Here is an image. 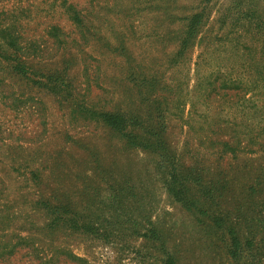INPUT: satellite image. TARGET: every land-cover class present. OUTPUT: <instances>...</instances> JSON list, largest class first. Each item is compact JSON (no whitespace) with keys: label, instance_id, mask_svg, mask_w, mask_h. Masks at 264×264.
Segmentation results:
<instances>
[{"label":"rangeland","instance_id":"1","mask_svg":"<svg viewBox=\"0 0 264 264\" xmlns=\"http://www.w3.org/2000/svg\"><path fill=\"white\" fill-rule=\"evenodd\" d=\"M27 1L50 49L0 60V264H264V147L215 143L264 139V0ZM216 69L262 114L208 99Z\"/></svg>","mask_w":264,"mask_h":264},{"label":"trees","instance_id":"2","mask_svg":"<svg viewBox=\"0 0 264 264\" xmlns=\"http://www.w3.org/2000/svg\"><path fill=\"white\" fill-rule=\"evenodd\" d=\"M65 2L66 0L61 1V6L64 7L66 20L75 25L78 23L79 11L76 10L74 5L70 3L66 4ZM31 6L32 4H30L27 0H24L23 2L18 1L17 4H14L13 2L11 4H7V2L0 1V60L14 61L16 57H34L35 54L36 56H39L46 53L50 49L46 46L38 44L34 38L30 36V34H24V32H27L28 30H24L20 22H23L24 26H29V21L34 19V15L37 14L36 11L32 12ZM193 19H195V17ZM40 32H42V35L38 33V37L40 39H42L43 36L45 38H51L59 46H64L68 43L67 32L63 29V27H58V25L46 24ZM59 36L61 39L58 38ZM50 51H52V49ZM251 68H253V70ZM240 69L243 75L248 74V71L254 72L258 77L260 75H264V68L258 69L255 68V66H251V64H242ZM220 70L221 69H216L209 74V85L206 97L208 99L211 96L216 97L213 102H216L218 107L226 106L229 111L234 109L235 112L233 113V116L235 117V114H238L239 119L243 121L247 118H254L255 112L256 115L257 113L258 115L262 114L261 111H256L257 106L255 105V101L253 99V96L255 95H252L255 93L254 91L263 88H258L257 86V84H260L261 79L256 80L252 83L253 85L251 87L246 88V84L243 81L244 79H235L229 74H221L222 70ZM229 91H233V93ZM242 91L250 93H248L247 96H245V93L239 94ZM213 93L214 95H211ZM6 98H8V100H10L14 105L17 103L16 99L12 98L10 94H6ZM207 106L209 107L210 104H207ZM262 106H264V104ZM257 118L259 121H264V115H259ZM102 119L108 125L117 127L120 125L121 118L106 114L102 116ZM225 121L226 123L233 122V120L229 117ZM243 127L244 133H242V137L245 139V144H243L242 140L238 138L239 135L234 139L228 138L227 140H223L221 142H215L221 147V154H230L235 156L236 153L241 151L247 153L254 152L255 149H252V147H264V139L260 140L259 137V135L262 134V130H255L252 126Z\"/></svg>","mask_w":264,"mask_h":264}]
</instances>
